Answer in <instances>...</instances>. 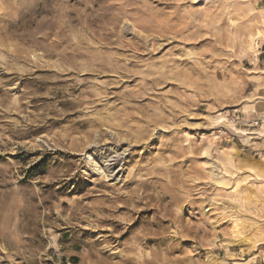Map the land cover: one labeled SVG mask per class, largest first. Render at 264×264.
I'll return each mask as SVG.
<instances>
[{
    "label": "clouds",
    "instance_id": "obj_1",
    "mask_svg": "<svg viewBox=\"0 0 264 264\" xmlns=\"http://www.w3.org/2000/svg\"><path fill=\"white\" fill-rule=\"evenodd\" d=\"M72 257L264 264V0H0V264Z\"/></svg>",
    "mask_w": 264,
    "mask_h": 264
},
{
    "label": "rangeland",
    "instance_id": "obj_2",
    "mask_svg": "<svg viewBox=\"0 0 264 264\" xmlns=\"http://www.w3.org/2000/svg\"><path fill=\"white\" fill-rule=\"evenodd\" d=\"M35 150L33 152H30V153H26L25 155L28 157V158H31V156H34V155H39L40 154V149L35 147ZM17 155H20L19 153ZM44 161H39L37 163V165H33V169L36 170V171H41L42 170V165H43ZM156 211H158V208L156 206H153V207H149V208H145V209H142L141 212L139 213L140 216H145V215H152L153 213H155ZM163 223L167 224L169 223L168 220L166 219H163V217H161ZM221 227H224L223 225H221ZM188 243H191V241H188ZM75 264H86V262L82 261L79 257H72L71 258ZM245 259H247V257H245ZM47 264H51V262H47ZM66 264V262H65Z\"/></svg>",
    "mask_w": 264,
    "mask_h": 264
}]
</instances>
